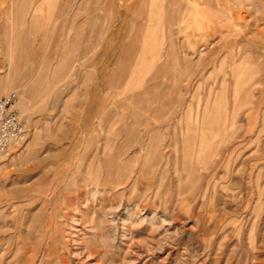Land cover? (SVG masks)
<instances>
[{"label":"rangeland","instance_id":"obj_1","mask_svg":"<svg viewBox=\"0 0 264 264\" xmlns=\"http://www.w3.org/2000/svg\"><path fill=\"white\" fill-rule=\"evenodd\" d=\"M13 91L0 264H264V0H0Z\"/></svg>","mask_w":264,"mask_h":264},{"label":"built area","instance_id":"obj_2","mask_svg":"<svg viewBox=\"0 0 264 264\" xmlns=\"http://www.w3.org/2000/svg\"><path fill=\"white\" fill-rule=\"evenodd\" d=\"M19 101L17 91L0 98V154H6L11 147L23 139L26 123L16 104Z\"/></svg>","mask_w":264,"mask_h":264},{"label":"bare ground","instance_id":"obj_3","mask_svg":"<svg viewBox=\"0 0 264 264\" xmlns=\"http://www.w3.org/2000/svg\"><path fill=\"white\" fill-rule=\"evenodd\" d=\"M230 7H231V6H230ZM229 13H230V12H229ZM227 21H228V20H227ZM228 22H229V21H228ZM225 27H227V25H226ZM229 27H230V25H229ZM169 52H170V51H169ZM172 54H173V51L171 50V52H170L169 55L171 56ZM65 62H66V61H65ZM62 64H63V63H62ZM112 127H113V126H112ZM111 129H112V128H111ZM113 129H114V127H113ZM195 129H196V127H195ZM152 139H153V138H152ZM206 141H207V140H206ZM151 145H152V144H151ZM152 146H153V145H152ZM190 148H191V151L193 152L192 149L194 148V146L191 145ZM205 148H206V147H205ZM150 149H151V148H150ZM194 149H195V148H194ZM194 151H195V150H194ZM147 152H149V150H148ZM149 153H151V152H149ZM158 158H159V157H158ZM160 158H161V157H160ZM191 163H192V162H191ZM189 168H190V167H189ZM188 172H189L190 174H191V173H193V174L196 173V171H194V170H189Z\"/></svg>","mask_w":264,"mask_h":264}]
</instances>
